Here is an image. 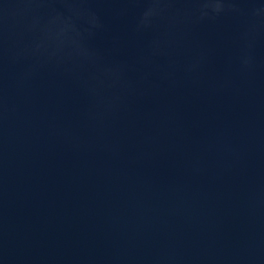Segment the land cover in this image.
I'll return each instance as SVG.
<instances>
[{
  "label": "water",
  "instance_id": "1",
  "mask_svg": "<svg viewBox=\"0 0 264 264\" xmlns=\"http://www.w3.org/2000/svg\"><path fill=\"white\" fill-rule=\"evenodd\" d=\"M0 264H264V0H0Z\"/></svg>",
  "mask_w": 264,
  "mask_h": 264
}]
</instances>
